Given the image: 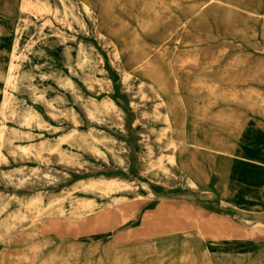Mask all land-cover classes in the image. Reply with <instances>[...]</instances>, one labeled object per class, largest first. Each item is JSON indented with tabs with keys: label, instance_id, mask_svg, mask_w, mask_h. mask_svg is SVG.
Here are the masks:
<instances>
[{
	"label": "rangeland",
	"instance_id": "374dc122",
	"mask_svg": "<svg viewBox=\"0 0 264 264\" xmlns=\"http://www.w3.org/2000/svg\"><path fill=\"white\" fill-rule=\"evenodd\" d=\"M158 2L122 0L129 14L113 18L82 0H0V256L8 264H68L55 254L75 242L74 264H102L127 243L120 236L141 230L177 238L171 248L197 244L200 254H188L201 264H264V0H160L159 20L144 13ZM216 2L241 7L257 33L213 37L221 28L190 11L219 18ZM146 30L159 38L153 62L128 63L127 40ZM250 69L263 82L244 76ZM213 88H246L248 105L228 104ZM221 116L240 125H221ZM99 216L111 227L95 228ZM144 216L186 226L174 238L142 227ZM76 217L91 225L64 234L46 226Z\"/></svg>",
	"mask_w": 264,
	"mask_h": 264
},
{
	"label": "bare ground",
	"instance_id": "6f19581e",
	"mask_svg": "<svg viewBox=\"0 0 264 264\" xmlns=\"http://www.w3.org/2000/svg\"><path fill=\"white\" fill-rule=\"evenodd\" d=\"M130 1V0H128ZM61 3V2H60ZM82 3L89 8H92V5L95 3L100 4V12L103 14V16L107 17H113V18H121L128 16L129 12L125 10L122 6V0H82ZM158 8L157 11L151 9V8H146L144 6V13H155L156 18L159 20L161 18V2L159 0L158 2ZM63 8V7H62ZM211 9H221L222 10V16L217 17L215 15H211L210 13H206V8H196L190 11L191 15H194L196 17H199L200 15L206 14L205 18L200 17L201 20L200 22L204 24H209L213 26L220 27L221 29L217 28V30L213 33V37L216 39L222 40V38L225 35H232L235 37H240V36H245L248 35V33H257V22L255 18L253 17H247L241 7H239L236 4L230 3V2H216L214 6ZM64 13V11H63ZM153 30H146L145 33L140 37L139 40L133 39L130 41L127 40V46L130 51H135L132 56H128L125 54L128 63L132 64H142L143 62H153L154 56H153V51L157 47V43L159 41V38L154 37V33L152 32ZM264 33V31H263ZM137 48V49H136ZM16 46L15 48H11V56L14 58L16 56ZM137 50V51H136ZM80 52V51H79ZM5 50L3 48H0V60L1 56H4ZM84 56V55H83ZM84 59V58H83ZM83 61V60H81ZM235 61V62H242L238 59L231 58L229 60ZM234 62V63H235ZM233 65V64H232ZM14 65H13V59L10 60V63L8 64V70H7V75L6 79L9 80L12 71H13ZM227 76L232 78V70H228ZM246 75L250 80L256 81V82H263L262 76L259 74H255L250 70H247L245 72ZM246 88L243 90H239L240 92L236 95L229 93L228 91L224 89H212V92L217 94L218 98H221L224 101H227V103H235L238 106H247V101L248 98L245 96V91ZM154 92V91H153ZM253 95L255 98H259L260 95L258 92H253ZM252 95V96H253ZM247 98V99H246ZM7 106V100H3L0 106V113L4 114L5 108ZM170 109L175 110L173 107ZM13 116V115H12ZM11 116V117H12ZM17 117V116H16ZM2 118V117H1ZM218 123L221 125H225L227 127H234L237 125H240L238 121H236L235 118H229L225 116H221L218 119H215ZM1 123V122H0ZM34 125V122H33ZM26 126V125H25ZM37 126V125H36ZM50 127V126H49ZM2 129L3 127L0 126V141L2 138ZM11 135V134H10ZM14 137V136H13ZM17 137V136H16ZM26 137H24L25 139ZM126 170L127 168L124 167ZM47 173V172H46ZM205 179L208 180L209 177L205 176ZM114 182V180L112 181ZM111 192V191H110ZM103 216L96 217L93 219L94 226L97 229H108L111 227V225H108L104 220ZM170 221V220H169ZM167 222H156L154 224H148L147 223V217L144 216V219L142 221L141 226L148 228V229H163L167 231L168 236H174L171 234V232L176 229L177 227H184L186 225L180 224L179 226H175ZM91 225V222L89 219H80V218H67L63 220L59 219H54L50 220L46 226L47 227H53L52 230H55L58 234H64L70 231H75L77 233L83 232L84 229L88 226ZM188 227V226H187ZM193 227L195 225L193 224ZM10 232L13 234V239L11 241L18 242L21 240V235L20 232L17 228L11 227ZM146 230V229H145ZM156 231V230H155ZM186 231H188L186 229ZM190 231V230H189ZM146 233H150L156 236V238L150 239V240H140V241H134L135 238L138 236L140 239L142 236L146 235ZM162 233V232H161ZM19 234V235H18ZM164 234V233H162ZM183 235V234H182ZM186 235V234H185ZM165 236V235H164ZM200 236L197 234V237ZM135 237V238H134ZM166 237V236H165ZM183 237V236H182ZM164 238V237H163ZM168 238V237H167ZM199 238V237H198ZM125 239L127 243L125 245H120L114 248H111L108 255L106 256V260L103 261L102 264H201L199 262L200 258L194 255L188 254L189 252L191 253L192 251L198 253L200 252V248L197 244H195V248H187L184 244H186L188 240H182L184 241L181 245L180 249L171 248L169 244L171 241L173 243H176L177 238L171 239L164 241L163 239L159 238V235L157 233H154L152 231H144L141 230L137 234H125L123 236L119 237V240ZM170 239V237H169ZM129 241V242H128ZM181 242V241H180ZM178 243V242H177ZM179 244V243H178ZM172 245V244H171ZM180 245V244H179ZM67 248V250H62L60 248L59 250L56 251L55 258L58 256L61 257L62 259L67 260L68 264H74V261L76 258L80 257L82 258V253L80 251V246L79 243H67L64 245V248ZM174 246V245H173ZM172 246V247H173ZM176 246V245H175ZM185 246V247H184ZM189 246V245H188ZM177 247H179L177 245ZM200 254V253H198ZM8 254L5 256V254L0 256V264H8ZM197 261V263H195ZM205 264H208L206 261Z\"/></svg>",
	"mask_w": 264,
	"mask_h": 264
}]
</instances>
